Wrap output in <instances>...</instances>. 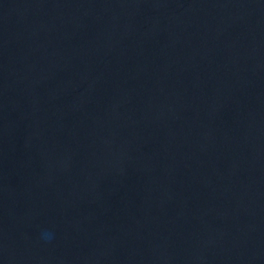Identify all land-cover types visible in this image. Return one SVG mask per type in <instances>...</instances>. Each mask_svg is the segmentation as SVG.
Returning <instances> with one entry per match:
<instances>
[{"label":"water","instance_id":"obj_1","mask_svg":"<svg viewBox=\"0 0 264 264\" xmlns=\"http://www.w3.org/2000/svg\"><path fill=\"white\" fill-rule=\"evenodd\" d=\"M0 264H264V0H0Z\"/></svg>","mask_w":264,"mask_h":264}]
</instances>
